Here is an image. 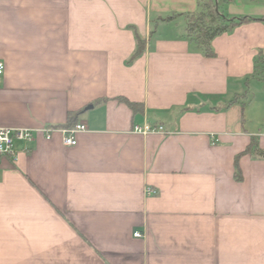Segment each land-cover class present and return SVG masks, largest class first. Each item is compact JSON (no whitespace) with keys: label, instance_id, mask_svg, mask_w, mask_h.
Here are the masks:
<instances>
[{"label":"crops","instance_id":"0c3cea01","mask_svg":"<svg viewBox=\"0 0 264 264\" xmlns=\"http://www.w3.org/2000/svg\"><path fill=\"white\" fill-rule=\"evenodd\" d=\"M198 10L0 0V128L35 131L1 161L0 264H264V159L241 155L253 139L264 150L245 104L264 81V0L223 4L258 20L216 37L212 58L184 38L185 17L162 21ZM71 114L88 127L77 145L48 140ZM144 124L165 133L134 131Z\"/></svg>","mask_w":264,"mask_h":264},{"label":"trees","instance_id":"16d2710c","mask_svg":"<svg viewBox=\"0 0 264 264\" xmlns=\"http://www.w3.org/2000/svg\"><path fill=\"white\" fill-rule=\"evenodd\" d=\"M232 0H199V10L195 13L188 14H171L166 18L162 19L164 22H173L180 17H185L187 24L184 29V38L188 39L191 44L195 45L198 50L207 58L215 57L216 53L212 46V41L225 33L232 32L235 28L250 22H254L258 19L250 17H240L236 19H230L224 15L221 11L223 4L230 3ZM264 21V18L262 19ZM156 26V25H155ZM146 50V42L140 37H137V49L130 63L140 57ZM256 70L261 74L264 73V55L262 52L256 61ZM245 95H236L232 98L224 108L228 109L231 106L239 103L242 99L246 98ZM120 101L126 103L135 112L142 110L141 105L132 103L125 98H120ZM220 110V109H218ZM77 115L71 114L69 117V124L63 128L74 127V122ZM252 155L254 158L264 159V150L260 148L259 143L256 139L252 140V143L247 150L241 155ZM237 157V169L236 178L242 180V173L238 166V161L241 157Z\"/></svg>","mask_w":264,"mask_h":264},{"label":"built area","instance_id":"2783aa9c","mask_svg":"<svg viewBox=\"0 0 264 264\" xmlns=\"http://www.w3.org/2000/svg\"><path fill=\"white\" fill-rule=\"evenodd\" d=\"M5 64L0 61V76L4 74ZM88 131L87 125L79 123L70 128H49L45 130V135L48 140L52 138L54 133L62 135V143L66 147H75L77 145V135ZM134 131L142 135L149 134H164L165 128L163 126H154L151 124H144L143 126H135ZM35 140V131L29 129H12L0 128V165L5 157H13L16 159L15 143L22 141L25 143H32ZM135 237H142L140 233H136Z\"/></svg>","mask_w":264,"mask_h":264},{"label":"rangeland","instance_id":"374dc122","mask_svg":"<svg viewBox=\"0 0 264 264\" xmlns=\"http://www.w3.org/2000/svg\"><path fill=\"white\" fill-rule=\"evenodd\" d=\"M182 26L181 24H177L176 31L179 32ZM259 81L252 83L253 85L251 84L250 98L245 101V104H247L246 112L248 119L254 121V125L257 128H262L264 127V81L261 77Z\"/></svg>","mask_w":264,"mask_h":264}]
</instances>
